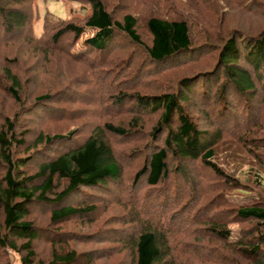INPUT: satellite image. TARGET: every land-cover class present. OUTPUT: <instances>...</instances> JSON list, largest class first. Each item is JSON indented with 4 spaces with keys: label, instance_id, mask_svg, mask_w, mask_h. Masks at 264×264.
I'll return each mask as SVG.
<instances>
[{
    "label": "trees",
    "instance_id": "1",
    "mask_svg": "<svg viewBox=\"0 0 264 264\" xmlns=\"http://www.w3.org/2000/svg\"><path fill=\"white\" fill-rule=\"evenodd\" d=\"M32 1L0 0V45L8 46L10 40L11 43L18 41L21 34H25L26 41L31 44L33 40L36 45L41 43L46 55L50 50L45 46V42L51 38L47 32L52 31L54 27H50L48 20L45 19L43 33L38 37L33 36ZM84 1L90 5L91 11L82 25L66 23L56 31L72 26L76 28L74 35L77 37L84 27L96 29L94 35L85 39L86 50L81 54L73 55L85 68L80 76L87 74V79L75 86H69L70 93L67 89L56 87L39 91L32 97L34 104L38 108L42 107L45 114L58 116L55 111L63 108L59 109L52 105L53 102H84V93L92 100L91 104L97 102L93 104V113L91 112L93 115L111 106L114 112L117 110L120 115L128 109L131 117L128 120L124 118L117 121L107 120L94 127L93 131L74 147L48 157L49 153L40 155L41 146L50 148L57 142L71 140L74 130L65 134H49L42 129L32 141V145L26 147L25 155L14 156V149L22 147L27 142L26 133H17L19 123L15 118L11 119L8 115L0 118V214L2 216L0 249L11 248L18 252L20 264H78L74 262L78 261L79 254L67 247L63 249L64 246H68L66 234L36 226L29 220L31 207L38 205L46 209L50 214V224L93 214L96 210L94 204L71 205L64 201L79 192L81 188L101 187L104 191L108 190L110 185L120 188L124 177L120 161L122 156L116 152L108 136L120 137L129 149L127 142L132 139L131 136L136 130L142 131L141 120L144 116L159 114L152 131L145 133V136L152 142L160 137V144L149 145L146 141L144 154L139 152L140 144L135 146L134 155L128 157L133 161L131 178L129 175V181L126 180L122 185L123 189L131 192L130 202L140 208L135 214L133 213V221L138 222V227L133 228L126 237L115 239L131 248L133 259L130 264H174L170 260L172 255L169 233L170 229L174 228V216L179 212L173 209L169 219L163 218L161 224L153 225V217H162L149 201L154 197L159 198L163 202L164 210L166 204L173 206L174 197L178 196V192L185 187L174 186L172 191L175 195L169 197L167 188L171 190L170 187L173 186L170 184L169 187L170 181L178 177L181 182L191 183L193 176L185 173L187 170L190 173L189 166L196 161H200L210 169L223 182V186L229 187L232 184L228 180L229 175L224 166L216 163L214 159L217 147L228 140L223 138L225 132L229 130L237 132L239 138L243 139L242 133L252 127L264 110V28L256 34L242 36H238L236 31L237 36L225 38L211 68L181 76L176 81L175 90L164 88L157 94L141 93L140 90L128 92L125 87L131 84H127V80L124 82L122 79L117 85L118 81L114 82L111 79V74L114 72L108 71L110 58L123 42L133 44L143 51L142 54L146 59L141 60L140 66L143 69L139 71L148 73V77L152 74L176 71L190 61L202 60L199 54L205 46L192 45L188 22L184 18L148 17L146 29L150 38L145 41L138 33L137 18L132 13H125L118 19L102 0ZM20 59L14 51L12 55L9 53V57L0 55L2 63L0 90L9 94L13 102L21 101L26 79L32 78L33 74L36 76V73L28 69L27 63ZM22 62L27 65L24 71H21ZM104 66L106 69L102 71ZM139 71L135 73V78L138 77V80L141 77ZM51 73L53 76L58 75L55 71ZM129 78L131 80V76ZM142 84L138 82L134 86L141 87ZM103 85L111 88L106 107L104 104L107 100L104 99L105 96H101L103 92L100 90L101 95L100 92L97 93ZM92 86L96 89L91 97L92 94L89 95L87 89ZM97 96L101 100L96 101ZM191 100L195 104V109L202 114V118L194 117L184 105ZM34 104L32 105L35 106ZM232 120L234 121L232 125L225 126ZM219 122L225 125L218 126ZM239 126L242 127L238 131ZM255 140L259 143L252 148L253 154L264 155L255 150L260 146L264 149V145H261L264 138ZM39 155L40 158L46 157L35 163V170L29 172L28 166ZM234 160L237 161L236 158ZM253 180L258 189L257 198L250 201V204L247 202L248 204L235 205V203V207L232 208L239 221L251 223L247 227L248 232L239 229L238 239L229 241V229L224 224L225 221L217 219L219 216L214 219L213 215L210 217L211 221L209 220L211 224L203 230L205 236H212L225 247H229L228 250L235 257L231 258L235 259V264H249V262L264 264V182L258 174L254 175ZM214 185L218 184L214 183ZM240 188L237 190L246 191ZM221 194L223 192L219 193V199ZM213 200L206 203V207L214 204L219 207V202ZM223 210L227 209L219 207L215 215L220 214L224 218L229 212ZM198 211L197 208L195 210L197 215H199ZM143 214L149 222L140 220ZM184 214L188 222L194 221V215L187 212ZM41 239L51 243L62 242L64 246L62 248L55 246L57 249H52L51 258L48 260L37 259L34 242ZM187 245L191 248L195 247L191 243ZM208 250L212 253V249L204 251L208 252ZM93 255V251L87 252V256L84 254L90 258L95 257Z\"/></svg>",
    "mask_w": 264,
    "mask_h": 264
},
{
    "label": "rangeland",
    "instance_id": "2",
    "mask_svg": "<svg viewBox=\"0 0 264 264\" xmlns=\"http://www.w3.org/2000/svg\"><path fill=\"white\" fill-rule=\"evenodd\" d=\"M102 1L114 14L115 18H121L125 13L135 15L138 33L145 41H148L150 38L146 29V19L148 17L159 16L169 19L181 17L188 22L192 45L203 44L205 46L201 54H199L202 60L197 62L190 61L182 69L176 71L152 74L148 77V73L139 71L143 69L140 66L141 60L145 58L142 54L143 51L137 49L133 44L123 42V45L110 58L108 71L112 70L114 72L111 74V79L114 82L118 81L117 85L121 83L122 79L124 82L127 80V84H131L129 87H125V90L128 92L140 90L139 92L141 93L157 94L162 92L164 88L165 90H175L176 81L181 76H187L196 71L211 68L225 38L237 36L236 31H238V36H242L256 34L260 29L264 28V0ZM248 5L250 6L248 7ZM31 10L33 36L38 37L43 33V22L45 19L48 20L50 27H54L52 31L48 30L47 35H51V38L45 42V46L50 51L48 50L49 53L45 55L42 44L36 45L34 40L31 44L26 41L27 37L25 34H21V38H18V41L15 40L11 43L10 40L8 46L0 45V55L9 57V53L12 55L14 51L21 58L20 60H24L27 63L28 69L36 73V76L33 74L32 78H27L23 84L24 89L21 101L19 102H13L9 94L0 90V118L5 115H8L11 119L15 118L19 123L17 133H26L25 139L27 142L22 147L14 149V156L25 155L27 152L26 147L32 145V141L36 139V135L42 129L49 132V134H65L70 130H74L73 139L71 140L57 142L50 148L39 145L41 146L40 152H42L40 155L49 153L48 157L56 152L60 153L69 147H74L77 143L83 141L93 131L94 127L96 128L101 123L110 119L114 121L120 118L128 120L131 117V113L126 109L120 115L117 110L114 112L111 106H107L102 112L93 115V104H97V102L93 101L95 103L91 104L92 100L88 96H85L84 93V102H53L52 105L59 109L63 108V110L55 111L58 116L45 114L42 107L38 108L34 104V98L32 97L39 93V91L43 92L48 88L56 87L57 89H67L68 93H70L71 89L69 86H75L80 81L87 79V74L86 76H80L85 68L80 65L81 63L73 55L81 54V52L86 50L85 39L94 35L96 29L84 27L79 36H77L78 38L74 35L76 28L72 26L56 31L59 27H62L64 24L66 25V23L82 25L83 20L91 11L90 5L84 0H33ZM54 33L55 35H53ZM21 64V71H24L27 65L24 62ZM0 67H2L1 62ZM105 69L104 66L101 70L105 71ZM52 71H55L58 75L54 74L53 76ZM136 71H139L141 75L139 80L137 79L138 77L135 78ZM22 76H24L23 72ZM23 80H25V76ZM89 80L91 79L89 78ZM138 82L143 83L141 87L134 86ZM95 89L96 87L94 88V86L88 87L87 93L91 95L93 92L95 93ZM100 90L103 92V95H101ZM110 90L111 88L103 85L97 91V93L100 92L101 96H105L104 99L107 100L104 107L109 103L108 92ZM98 99L100 98L97 96L95 100L98 101ZM192 101L184 105L194 117L202 118V114L195 109V104ZM158 115L149 114L144 116L143 120H141L143 125L141 127L142 131L136 130L135 134L131 136L132 139H129L127 142L129 149L125 141L120 137L108 136L116 152L123 157H120L124 176L121 180L120 188L113 185L108 186V190L106 191L101 189V187L81 188L79 192L66 198L64 201V203L71 205L94 204L96 210L93 214L73 217L58 224H50V214L46 209L38 205L31 207L29 220L33 221L36 226L64 233L66 234L65 237L67 236L68 238V246H64L62 242L58 241L55 243L47 242L45 239L35 241L34 247L37 252V259L48 260L51 258L52 249H57L55 246L61 248L64 246L63 249L67 247L79 254L78 261L74 263H131L133 259L131 257V248L127 247L123 242L121 244L115 238L126 237L133 228L138 227V222L133 221V213L135 214L140 208L130 202L129 195L131 192L128 189H123L122 185L126 180L129 181V175L131 178V164L133 161L128 157L134 155L133 149L135 146L140 144L139 152H143L146 141L149 145L154 143L160 144V137L158 140L152 142L149 141V137L145 136V133L152 131L153 126L158 120ZM196 120L199 121L198 119ZM233 122L232 120L230 124L226 125L223 122H219L218 126L225 125L228 127ZM241 127H238V131ZM242 134L243 139L239 138L237 132H232L231 130L225 132L223 138H227L228 140L217 147L214 159L216 163L224 166V169L227 171L229 175L228 180L232 183L229 187L223 186V182L210 169L201 164L200 161H196L189 166L190 173L189 170L185 173L193 176L191 183L181 182L178 177L170 181L169 187L170 184L173 186L172 188L170 187L171 190L167 188L169 197L175 195L172 191L174 186H177V188L185 187L178 192V196L174 197L173 206L166 204L164 210L163 202L159 198L154 197L149 201L152 204L151 206L155 207L158 211L157 213L162 217H153V225L161 224L163 218L165 220L169 219L170 215H172L171 210L176 209L179 212V214L174 216V228L170 229L169 233L170 254L172 255V259L170 260L174 264H235V259H231L235 257L228 250L229 247H225L222 242L212 236H205L206 234L203 230L211 224L210 217L212 215L214 219L219 216L217 219L225 221L224 224L229 229V241H235L239 237V229H244L245 232H248L247 227L251 225L250 222L239 221L234 215L232 208L235 205L248 204L247 202L250 204V201L257 198L256 192L258 189L254 184V175H260L264 182V155L260 153L253 154L252 150L259 143L255 139L264 138V110L257 117L252 127H249ZM261 145H264V141H262ZM255 150L264 153V149H261V146L256 147ZM40 155L28 166L29 172L35 170V163L46 157L42 156L43 158H40ZM234 158L237 159L236 162ZM170 179H172L171 176ZM214 183L218 185L216 186ZM239 187L246 191L237 190ZM220 192H223L221 199H219ZM212 199L219 202V207L227 209L223 210L229 212L227 216L223 218L220 214L215 215L216 211L219 210L216 204L206 207L205 204ZM152 207H149V209H152ZM197 208L199 209V215L195 213ZM185 212L194 215V221L191 220L189 223L186 220ZM164 214L165 216H163ZM141 216L140 220L149 222L144 214ZM190 218L191 216L189 215ZM1 224L2 216L0 214V229ZM43 231L45 232V230ZM44 234H42L43 237ZM71 238L74 240L72 241ZM187 243H191L195 247L191 248ZM230 248L234 250L232 246ZM206 249H212V253L209 250L208 252L204 251ZM89 251H93V256L95 257H86ZM212 256L218 259H213ZM225 257L226 259H224ZM0 264H20V254L11 248L0 249ZM249 264H252V262H249Z\"/></svg>",
    "mask_w": 264,
    "mask_h": 264
}]
</instances>
